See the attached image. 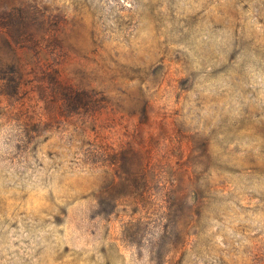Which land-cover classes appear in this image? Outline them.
Wrapping results in <instances>:
<instances>
[{"label": "rangeland", "instance_id": "374dc122", "mask_svg": "<svg viewBox=\"0 0 264 264\" xmlns=\"http://www.w3.org/2000/svg\"><path fill=\"white\" fill-rule=\"evenodd\" d=\"M0 264H264V0H0Z\"/></svg>", "mask_w": 264, "mask_h": 264}]
</instances>
